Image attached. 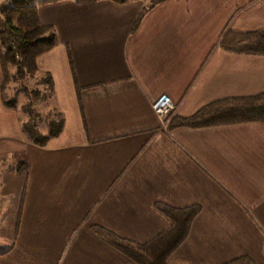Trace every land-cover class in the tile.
<instances>
[{"label": "crops", "instance_id": "obj_1", "mask_svg": "<svg viewBox=\"0 0 264 264\" xmlns=\"http://www.w3.org/2000/svg\"><path fill=\"white\" fill-rule=\"evenodd\" d=\"M144 5H38L57 44L37 68L64 127L33 144L0 94V264H132L91 227L145 243L170 226L157 203L199 208L168 264H264V123L163 130L152 109L167 95L188 118L264 92V55L219 46L227 30L264 32V0H164L135 27Z\"/></svg>", "mask_w": 264, "mask_h": 264}, {"label": "trees", "instance_id": "obj_2", "mask_svg": "<svg viewBox=\"0 0 264 264\" xmlns=\"http://www.w3.org/2000/svg\"><path fill=\"white\" fill-rule=\"evenodd\" d=\"M58 0H2L0 1V67L2 81L0 84L1 100L4 107L19 112L21 130L26 139L37 146L46 145L51 139L59 136L64 127V117L57 110L54 118L41 128V113L37 105L41 101L53 100L54 84L50 73H40L37 58L52 50L57 44L54 27L43 24L38 16V5ZM79 4L96 0H75ZM124 3L128 0H112ZM164 0H151L141 9L135 23L138 25L144 14L156 4ZM219 46L228 52L264 55V32L227 30L219 41ZM72 77L76 87V95L82 112L81 89L76 83L73 62L69 55ZM40 76V83L32 88L23 86V92L29 96L22 106H18L17 96L9 97L12 84L30 81ZM45 100V101H44ZM21 110H20V109ZM51 113H53L51 111ZM264 123V92L244 97L219 99L205 105L188 118L172 117L170 126L202 128L218 125H234L242 123ZM27 167L24 159L18 160L17 171L23 172ZM170 220V226L145 243L121 238L111 231L94 225L91 231L105 244L130 259L132 264H168L169 257L185 241L191 223L199 212L196 206L174 208L165 204H155ZM223 264H254L246 257L240 256Z\"/></svg>", "mask_w": 264, "mask_h": 264}, {"label": "rangeland", "instance_id": "obj_3", "mask_svg": "<svg viewBox=\"0 0 264 264\" xmlns=\"http://www.w3.org/2000/svg\"><path fill=\"white\" fill-rule=\"evenodd\" d=\"M39 0H35V2H37ZM71 1V0H70ZM149 1L151 0H144V3L147 4ZM40 79V76L38 77H33L32 79H30V81H26L23 84L22 83H18V84H12L13 88L9 89L8 93H9V97L10 96H17V104L18 106H22L23 104H25L27 101H29V96L23 92V86L32 88L36 85H39L38 83H40V81H38ZM45 101V100H44ZM37 109L40 111L41 113V128L44 129L45 125L47 123V121L51 118H54V114L57 113V110L53 107H55V104L53 102V100H48V101H41L40 104H38ZM20 109V108H19ZM21 110V109H20ZM51 111L53 113H51ZM18 160H21L20 157Z\"/></svg>", "mask_w": 264, "mask_h": 264}, {"label": "built area", "instance_id": "obj_4", "mask_svg": "<svg viewBox=\"0 0 264 264\" xmlns=\"http://www.w3.org/2000/svg\"><path fill=\"white\" fill-rule=\"evenodd\" d=\"M152 109L155 115L158 117L163 130H167L169 123L172 119V112L174 105L167 95L159 96L153 103Z\"/></svg>", "mask_w": 264, "mask_h": 264}]
</instances>
